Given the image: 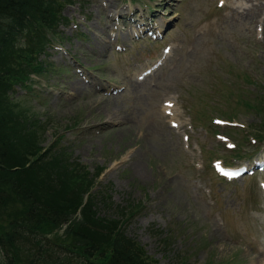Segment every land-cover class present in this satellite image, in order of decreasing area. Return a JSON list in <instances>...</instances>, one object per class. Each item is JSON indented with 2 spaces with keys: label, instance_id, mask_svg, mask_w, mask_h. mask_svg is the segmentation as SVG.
Wrapping results in <instances>:
<instances>
[{
  "label": "rangeland",
  "instance_id": "1",
  "mask_svg": "<svg viewBox=\"0 0 264 264\" xmlns=\"http://www.w3.org/2000/svg\"><path fill=\"white\" fill-rule=\"evenodd\" d=\"M59 1L63 18L47 31L42 72L8 92L22 126L49 157L66 150L69 164L88 168L75 181L93 186L98 215L137 239L154 264H256L264 0H111L113 19L99 6L105 0ZM245 165L237 179L220 173ZM67 227L48 236L63 241Z\"/></svg>",
  "mask_w": 264,
  "mask_h": 264
},
{
  "label": "trees",
  "instance_id": "2",
  "mask_svg": "<svg viewBox=\"0 0 264 264\" xmlns=\"http://www.w3.org/2000/svg\"><path fill=\"white\" fill-rule=\"evenodd\" d=\"M62 5L0 0V264H154L137 239L98 215L93 186L75 181L88 168L69 164L66 150L49 157L51 149L44 152L41 140L22 126L24 116L8 103L14 83L27 88L28 74L42 72L39 54L49 44L47 31L56 33ZM19 44L26 52H16ZM78 213L81 220H73ZM65 224L63 241L48 236Z\"/></svg>",
  "mask_w": 264,
  "mask_h": 264
},
{
  "label": "bare ground",
  "instance_id": "3",
  "mask_svg": "<svg viewBox=\"0 0 264 264\" xmlns=\"http://www.w3.org/2000/svg\"><path fill=\"white\" fill-rule=\"evenodd\" d=\"M110 2H111V0H105L104 2H102V3H104V4H99V6L102 8V10L103 11H105V13L107 14V12H109V8H108V6L110 5ZM118 8V7H117ZM125 9V8H124ZM112 10V9H111ZM121 11V13L119 14L120 16H123L124 15V10L122 9V10H120ZM132 12V11H131ZM112 14H114L113 12H112ZM135 14V13H134ZM157 14V13H156ZM108 16H110L112 19H113V16H111V14L109 15V13L107 14ZM149 15V14H148ZM147 15V16H148ZM158 15V14H157ZM129 16V15H128ZM160 17V16H159ZM107 19H109V18H107ZM134 19V18H133ZM146 19V18H145ZM148 19V18H147ZM157 19H159L160 20V18H157ZM108 21V20H107ZM133 21V20H132ZM143 21V20H142ZM102 23V22H101ZM133 23H134V21H133ZM143 23H145V22H143ZM153 23V22H152ZM103 24V23H102ZM105 24V23H104ZM128 24V23H127ZM149 24V23H148ZM136 26V25H135ZM131 27H132V25H131ZM115 29V28H114ZM150 29H152V28H144V30L146 31V30H150ZM130 30V29H129ZM104 35V34H103ZM98 45L100 46V48H105L107 45H108V41H103V40H98ZM112 45V44H111ZM158 71V70H157ZM156 72V71H155ZM154 73V72H153ZM86 84V83H85ZM83 86L81 85V83L80 82H75L74 83V88L76 89V90H82V89H84V88H82ZM83 91V90H82ZM94 91V90H93ZM91 92V91H90ZM92 94V93H91ZM100 94H101V92H100ZM106 96V95H105ZM94 97V96H93ZM94 101V100H93ZM95 102V101H94ZM97 102V101H96ZM99 102V101H98ZM112 109V108H111ZM113 110H115V111H118V108L117 107H115V108H113ZM107 112V111H106ZM112 113V112H111ZM118 114V113H117ZM116 114V115H117ZM113 115V114H112ZM117 118V117H116ZM122 119V118H121ZM116 120V119H115ZM110 121V120H109ZM128 123V122H127ZM124 126V125H123ZM128 126H130V125H128ZM118 128V127H117ZM120 128V127H119ZM127 129V128H126ZM129 129V128H128ZM121 131V130H120ZM129 131V130H128ZM134 131V130H133ZM136 134V133H135ZM137 137V136H136ZM129 146V145H128ZM264 161V160H263ZM214 225H216V223L214 224ZM219 229V228H218ZM216 233V232H215ZM219 233V232H218ZM214 234V233H213ZM255 240V239H254ZM257 241V240H256ZM255 241V242H256ZM254 245V244H253ZM225 247V246H224ZM255 247V246H254ZM253 247V248H254ZM258 248H255V251H256V253H257V258L256 259H254V262L256 263V264H264V250H262V249H260L259 248V246H257ZM261 248H264V247H261Z\"/></svg>",
  "mask_w": 264,
  "mask_h": 264
}]
</instances>
